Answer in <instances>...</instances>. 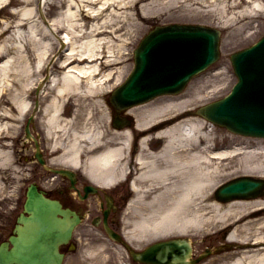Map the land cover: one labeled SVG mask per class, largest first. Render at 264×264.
<instances>
[{
  "label": "bare ground",
  "instance_id": "1",
  "mask_svg": "<svg viewBox=\"0 0 264 264\" xmlns=\"http://www.w3.org/2000/svg\"><path fill=\"white\" fill-rule=\"evenodd\" d=\"M19 1L0 0V5L13 3V7ZM23 1L25 6L38 5L39 9L36 12V7H22L16 11L20 18L15 26L20 32L23 31V36L5 37L13 27L7 20L0 29V38H3L0 40V122L7 121L0 123V132L6 128L11 130L10 125L17 123L30 110V89L35 76L42 75L45 60L56 38L63 43L61 72L53 74L52 78L47 75V79L51 78L48 82L42 78L39 81L43 87L42 93L49 95L43 108V124L45 134L51 140L48 145L52 161L72 167L80 166L89 172L94 181L106 185L122 180L131 172L128 159L131 130L108 132L107 125H101L102 120L107 124L109 119L104 98L105 92L113 88L109 80L115 77V86L124 78L125 67L118 66L124 63L123 51L127 49L131 37H124L121 29L125 25H132L131 35L139 28V20L162 8L168 9L173 16L184 12L203 13L208 18L213 14L221 17L230 15L226 23L237 15L234 12L237 7H243L238 12L244 18L248 14L264 15V0H247L244 6L236 0ZM50 4L60 9L54 18L47 17L45 13L46 6ZM205 7L211 8L201 10ZM59 29L64 30L63 36H59ZM196 97L189 93L185 97L136 107L131 113L137 118L138 128L152 131L157 127L155 124L167 115L183 113L193 105ZM69 101L76 108L70 117L65 114ZM100 108L104 111L101 117ZM208 126L203 118L182 119L157 134L165 141L159 150L147 148L151 133L142 139L143 148L136 158L139 168L130 174L134 175L132 187L135 191L130 207L135 209V216L126 235L131 240L163 235L169 230L181 234L193 230L201 232L215 220L224 224L233 221L232 239L239 236L241 231L251 229L252 224L259 226V230L264 227V218L244 224L235 219L237 209L261 206L264 204L261 199L221 203L213 196V189L223 176L232 173L231 170L264 173V151L258 150L262 146L253 150L247 149V146H236L214 152L211 146L213 132ZM231 157L237 159L235 165L220 164ZM12 160V154L0 148V174H4L8 166L14 165ZM259 230L250 240L264 241V231ZM94 250L96 255L105 254L103 244L96 245ZM207 264H264V249L236 254L232 260L223 263Z\"/></svg>",
  "mask_w": 264,
  "mask_h": 264
},
{
  "label": "rangeland",
  "instance_id": "2",
  "mask_svg": "<svg viewBox=\"0 0 264 264\" xmlns=\"http://www.w3.org/2000/svg\"><path fill=\"white\" fill-rule=\"evenodd\" d=\"M235 1V0H233ZM237 3H240L239 0H236ZM241 4V3H240ZM26 4L23 0H20L19 2L15 3V6L8 7L1 15H0V29L4 25V20H7L11 22V25L13 26L6 34L5 37H10L11 35H17V37H20L22 32L16 28V21L20 18L18 15L17 10H20L22 7L25 8ZM53 5H47L45 8V12L47 13V17L54 18L55 12L57 9L51 8ZM30 7H36V12H38V5ZM27 7V8H30ZM211 7H205L201 8V10H208ZM243 8V7H242ZM242 8H236L237 15L233 17V20L229 22V26H227L225 23L227 18H230V15H225L224 17L213 16L211 19L208 18H201V17H190V15L184 14L182 16H170L167 15L166 8H162V10L156 12L155 14H151V16L146 20H140L138 21L139 28H136L137 31L133 32L130 36L129 32L132 28V25L127 27L126 25L124 28L121 29L120 33L123 34V36L129 35L128 37H131L129 45L126 47L127 49L124 52L125 56H123L124 63L120 66L125 67L124 75H127L131 68L133 67V51L138 45L140 39L149 31L150 28H152L155 25L158 24H168V23H199V24H205L210 26H215L223 29L224 31V39H223V45H222V57L220 61L217 63L216 66L211 68L209 71H207L205 74L201 75L200 77L194 79L187 90L185 92L187 93H193L196 98H194L193 105L198 106L201 104H204L206 102H209L211 100H215L217 98H220L224 96L226 93L229 92V89L232 85V83L236 80V77L234 75L231 63H230V54L234 51H237L239 49H242L251 43H253L255 40L260 37L264 31V19L259 20L256 23H253L248 27L243 28V25H247L246 22H248L250 19H241L239 20V12ZM200 9V8H199ZM138 12V11H137ZM185 13V12H184ZM38 18L39 15H37ZM36 17V18H37ZM238 18V19H237ZM42 19V18H40ZM260 23V26L262 27L261 30H257L256 24ZM227 27V28H226ZM129 28V29H128ZM59 35L62 34V32L58 31ZM23 36V35H22ZM21 36V37H22ZM25 37V36H24ZM28 37V35L26 36ZM0 40H3V38H0ZM56 40V39H54ZM58 42L55 41L54 47H57ZM49 62V59L48 61ZM54 64H57L55 62ZM119 66V67H120ZM56 69V67H55ZM186 93V94H187ZM197 93V95H196ZM35 99V96H33V101ZM75 107V104L73 102L70 103L67 102L65 106V112L70 109V107ZM20 121V122H19ZM16 125L17 128L13 130L10 135L7 133L3 145L0 146L1 149H4L6 151H9L13 156L14 165L7 167V174H9V178L5 176V181L1 183V190L0 191V199L5 198L7 196L5 202L0 204V242L7 239V237L10 234V227L11 224L4 227V223L6 220H8V217H11L13 220L17 217V215L22 211L23 209V203L25 200V192L27 189V186L35 179L39 178L40 174L43 173L44 169L38 164L34 163L33 161H30L26 166V168L23 170L20 164L21 153L23 154V148L22 146V138L24 137V126L25 121L19 120ZM40 127L42 126V122L38 123ZM214 139L217 142H221L223 140L231 141L234 140H242L238 136L229 133L228 131L221 129V128H214ZM39 133H43L42 128L39 129ZM45 138V137H43ZM246 140V139H245ZM253 144H264V140L259 139H251ZM24 142V146H25ZM44 144V143H43ZM263 148H259L258 150L261 151ZM48 153L50 152V149H47ZM264 150V149H263ZM27 156L30 157L29 160H31L32 155L34 153V145L28 143V147L26 150ZM46 153V152H45ZM24 160V159H23ZM236 163V160H233L230 165H234ZM12 168V169H11ZM17 170V171H16ZM232 173L226 174V176H223L222 179L219 181V183L227 181L228 179H231L233 177H236L238 175H242V171L238 169L231 170ZM51 183H49L50 185ZM17 187V189H16ZM12 190V191H10ZM14 194V195H11ZM219 225V223H218ZM257 227L252 225L251 229H245L243 230L244 234H250V236H254L256 233ZM217 228L214 227L211 231H214ZM9 229V230H8ZM264 230V227L260 228ZM95 236H100V234L97 233H91ZM201 237V235H197ZM198 237V238H199ZM219 236H213L211 238L215 239V243L217 242L216 239ZM219 241V240H218ZM207 245L205 243H199L197 244V250L200 251L204 248V246ZM86 247V246H85ZM82 249L80 252L69 254L66 264H125L124 262H127L125 259H123V255H114L113 253L110 254V246H106L105 254L103 256L96 255L94 252L89 249ZM110 249V250H107ZM86 250V251H85ZM89 250V251H88Z\"/></svg>",
  "mask_w": 264,
  "mask_h": 264
},
{
  "label": "water",
  "instance_id": "3",
  "mask_svg": "<svg viewBox=\"0 0 264 264\" xmlns=\"http://www.w3.org/2000/svg\"><path fill=\"white\" fill-rule=\"evenodd\" d=\"M171 30L188 33L196 31L193 28H190L189 32L188 29L186 30L184 27H172ZM198 32V35L202 37V42L199 44L197 56L193 57V60L204 64L211 60L216 53L215 41L217 39V34H214V31L212 30L201 28ZM182 56L185 55L183 54ZM147 62L148 59L144 56V53L140 54L139 68L141 65L145 67ZM192 65L193 62L190 61V58L184 59L181 64V70L175 73H166L170 74L171 78L166 76L168 78H164L162 82L168 80L181 82L180 78L184 79L182 83L185 82L190 75V71H192ZM186 67L191 68L188 71ZM163 70L164 67H162V71ZM157 73L159 76L165 74L161 71H158ZM117 99L119 103H122L121 98ZM213 108L217 109V105ZM212 110V108H209L203 111V114L212 118ZM219 120L223 121L222 118ZM233 122L237 127L236 130H243L254 134H264V130L257 128L259 125L254 124L251 120L247 121L249 123L241 125L235 119H233ZM230 126L234 127L232 124H230ZM237 186L240 189H245L239 184ZM229 190L233 191L231 188ZM25 209L30 216L25 217L22 214L19 218V224L15 228L14 236L10 238L14 247L9 249V242H6L1 246L0 264H62L63 255L59 252V246L71 237L74 222L77 221V217L69 219V211L62 210L59 202L46 198L34 185L30 187ZM59 215H62V217H59ZM184 245L185 244L181 241L171 242L172 249L177 250L178 252L174 261L176 264H181L185 261L183 258L187 256V251L183 249ZM153 257V254L149 255V258Z\"/></svg>",
  "mask_w": 264,
  "mask_h": 264
},
{
  "label": "flooded vegetation",
  "instance_id": "4",
  "mask_svg": "<svg viewBox=\"0 0 264 264\" xmlns=\"http://www.w3.org/2000/svg\"><path fill=\"white\" fill-rule=\"evenodd\" d=\"M65 197L67 198H64V201L66 202V200H67V202H68V199H72L71 198V196L70 195H68V194H65ZM117 198H118V200H117V203L118 204H120L123 200H124V197L123 196H121V195H119V194H117ZM66 202V203H67Z\"/></svg>",
  "mask_w": 264,
  "mask_h": 264
}]
</instances>
